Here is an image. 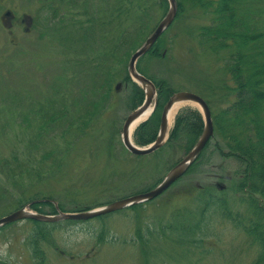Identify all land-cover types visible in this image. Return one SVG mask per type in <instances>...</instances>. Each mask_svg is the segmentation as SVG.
<instances>
[{
	"label": "trees",
	"instance_id": "obj_1",
	"mask_svg": "<svg viewBox=\"0 0 264 264\" xmlns=\"http://www.w3.org/2000/svg\"><path fill=\"white\" fill-rule=\"evenodd\" d=\"M40 1L45 18L52 14L58 16L55 22L57 31L75 33L79 42L93 37L99 25L104 26L103 41L108 37L110 28L116 30V35H112L108 45L102 43L96 47L100 57L96 55L91 59L97 64L91 66L84 62L87 64L84 75L90 81H84L76 88L81 96L76 97L74 102L75 106L84 110L83 113L73 114L70 110L72 105L60 101V98L55 106L48 105L46 110L32 113L36 118L18 112L17 117L21 118L20 122L25 126L18 133L13 129L10 131L5 125L0 128V136L11 139L9 134L12 133L16 142L7 152H0V209L4 201L13 199L12 190L26 181L39 183L48 179L47 175L61 165L71 146L67 144L66 136L73 135L75 131L80 133L88 128L91 121H97L100 102L112 93V82L116 81L119 74L123 72L121 81L129 110L142 102L141 88L130 80L125 66L119 68V65L126 63L130 54L152 31L155 21L152 20L153 10H160L159 17L167 6L166 0H100L98 3L93 0ZM177 2L179 9L175 22L138 63L140 72L153 80L158 100L152 117L135 131L134 141L144 146L155 139L162 107L175 91L182 89L171 81L172 70H168V77H158L144 69L143 61L146 57L151 61H169L172 49L177 45L187 46L189 53L200 52L210 59L216 58L221 68H217L216 72H208L206 78L190 75L195 78L184 81L187 90L199 94L208 103L214 134L184 177L189 176L188 180L192 181L190 175L200 174L198 180L201 183L192 186L190 182L182 183L180 179L166 192L170 196L182 194V198H193L199 204L198 207L195 210L185 208L180 215L170 213L167 218L157 217L144 224L143 219L134 217L136 223L142 224V228L136 230L134 239L141 244L153 238L182 246L186 243L189 248L202 250L204 236L212 233L210 221L214 215L210 213L216 212V215L229 219L252 245L257 246L255 264H264V0ZM190 16L193 17L192 24L185 20ZM165 50L168 53L165 54ZM66 72L67 69L62 73ZM62 78V75L58 76L61 83L58 86L60 93L65 94L63 91H70L73 83ZM99 79H102L103 84L96 83ZM92 92L98 97L89 95ZM33 123L35 127L29 129ZM54 130L62 140L56 144V148L41 154L37 160L24 156L26 148L48 146L49 141L53 140L50 132ZM202 130L200 113L190 107L182 108L174 119L164 147L168 151L178 150L184 156L191 150ZM52 157L54 162L47 164L45 161ZM216 182H222L225 188L220 191ZM179 185L186 192L175 190ZM37 198L28 197L27 200L31 202ZM152 204L154 201L132 206L128 210L138 213ZM31 208L42 213H55L53 205L48 202L32 204ZM59 208L66 211L64 205L60 204ZM184 213L188 215L183 219ZM28 223L33 228L27 231L25 246L40 263L43 260L41 244L53 242L50 237L54 225L32 220ZM106 234L107 230H100L96 239L104 242Z\"/></svg>",
	"mask_w": 264,
	"mask_h": 264
},
{
	"label": "rangeland",
	"instance_id": "obj_2",
	"mask_svg": "<svg viewBox=\"0 0 264 264\" xmlns=\"http://www.w3.org/2000/svg\"><path fill=\"white\" fill-rule=\"evenodd\" d=\"M42 6L40 0H0V128L5 125L16 133L25 128L24 123L20 122L21 118L17 117L18 112L36 118L31 112L46 110L48 105L54 106L60 99L58 84L61 83L58 76L62 75L63 81L72 82L78 87L83 81H90L84 75L87 69L84 62L91 66L97 64L91 59L97 55L96 47L102 43L108 45L112 35H116V30L110 28L108 37L103 41L104 26L99 25L93 37L79 42L75 33H59L55 23L58 18L53 15L45 18ZM7 10L13 14L10 19L3 17ZM159 11L158 8L153 10L154 25L164 14L158 17ZM185 20L189 24L194 22L192 16ZM197 54L192 51L189 53L187 46L177 45L173 47L169 61L144 60L142 65L149 74L158 77H168V70H172L170 79L173 84L187 90L184 81L195 78L190 75L203 79L209 76L208 72H216L220 68L216 58L213 60L200 52ZM219 56L222 57V54ZM128 59L119 68H124ZM64 69H68L66 73H62ZM200 71L202 73L199 74ZM122 76L118 75L117 79ZM117 81L112 82V93L100 102L97 121H91L88 128L80 133L75 131L73 135L66 136L67 144L71 146L61 165L47 175L48 179L39 183L26 181L12 190L13 199L9 196L10 199L3 202L1 214L25 205L28 197L35 196L37 199L43 197L53 200L65 208L77 204H104L152 187L167 173L169 167L182 159L181 152L168 151L165 147L145 157H135L126 152L121 141V127L130 111L123 86L118 92L114 91ZM96 83L101 85L103 81L99 79ZM63 92L68 98L60 100L72 105L71 100L75 101L76 98V95H72L76 92L75 86ZM90 94L98 97L93 92ZM187 106L194 108L189 103L181 104L180 108ZM70 110L75 115L84 112L78 105L72 106ZM34 127L33 123L29 129ZM9 135L11 139L0 136V152H7L16 144L13 134ZM50 135L53 140L49 141L48 146L26 148L24 156L37 160L41 154L62 142L56 130L50 132ZM54 157L45 162L53 163ZM190 176L192 181L188 180V176L182 179V183L190 182L192 186L201 183L198 180L200 174ZM175 190L186 192L180 185ZM198 205L193 198L165 193L153 205H147L138 213L126 210L102 220L56 224L50 237L55 245L48 241L41 244L43 260L40 264H255L257 246L252 245L229 219L216 215V212L210 213L214 215L210 221L212 233L204 236L202 250L189 248L186 243L182 246L153 238L141 244L134 239L136 230L142 228V224L136 223L134 217L143 219V224L150 223L157 217L167 218L170 213L180 215L185 208L195 210ZM187 215L184 213L183 219ZM31 228V224L23 221L0 230L1 262H39H35L33 255L29 254L30 249L25 246L27 230ZM100 230H107L104 242L96 239Z\"/></svg>",
	"mask_w": 264,
	"mask_h": 264
},
{
	"label": "water",
	"instance_id": "obj_3",
	"mask_svg": "<svg viewBox=\"0 0 264 264\" xmlns=\"http://www.w3.org/2000/svg\"><path fill=\"white\" fill-rule=\"evenodd\" d=\"M168 10L163 19L158 23L155 30L151 35L145 40V42L132 54L128 62L127 71L131 79L137 83L144 91L145 100L137 109L128 115L123 127H122V141L125 148L135 154V155H147L158 148H160L168 137L169 132V115L172 108L179 103H192L197 105L202 113L204 119V129L203 132L192 148V150L180 161L178 162L161 180V182L145 193L136 194L130 197H126L112 203H109L103 207L96 208L89 211H79V212H58L56 215H44L33 213L21 208L15 212L9 214L6 217L0 218V227L8 224L10 222L22 220V219H32L40 222H57L61 220H87L98 216H102L111 212H115L132 205L150 201L160 194H162L172 183H174L179 177H181L195 160L199 152L204 148L210 137L213 135V124L211 119V113L209 107L205 101L195 93L188 91H180L174 93L168 102L165 104L160 119V125L158 130V135L155 141L145 147H137L131 140V128L133 125L145 114L148 107L152 104L153 110L156 106V90L154 84L146 78L144 75L137 71L136 65L138 59L144 55L153 46L158 37L169 27V25L174 20L177 14V2L176 0H167ZM6 16L10 15V12L5 13ZM119 84L116 86V89ZM152 110V111H153ZM2 264V263H0Z\"/></svg>",
	"mask_w": 264,
	"mask_h": 264
},
{
	"label": "bare ground",
	"instance_id": "obj_4",
	"mask_svg": "<svg viewBox=\"0 0 264 264\" xmlns=\"http://www.w3.org/2000/svg\"><path fill=\"white\" fill-rule=\"evenodd\" d=\"M179 107H181V104H176L172 108V110L170 112V116H169V123H170L169 126L171 125V123L173 121V118L175 116V113L177 112V110L179 109ZM151 110H152V106H150L147 109L146 113L135 123V126H137V124H139L140 122H142L143 120H145L149 116V114L151 113Z\"/></svg>",
	"mask_w": 264,
	"mask_h": 264
}]
</instances>
